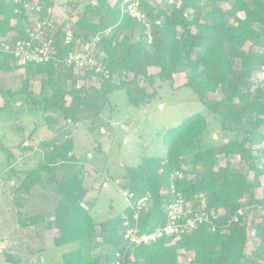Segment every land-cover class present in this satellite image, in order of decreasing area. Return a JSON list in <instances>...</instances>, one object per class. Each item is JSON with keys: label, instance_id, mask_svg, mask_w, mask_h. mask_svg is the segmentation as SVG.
<instances>
[{"label": "trees", "instance_id": "1", "mask_svg": "<svg viewBox=\"0 0 264 264\" xmlns=\"http://www.w3.org/2000/svg\"><path fill=\"white\" fill-rule=\"evenodd\" d=\"M35 1L52 5L47 0H0V39L24 37L29 21L23 5ZM93 1L83 5L71 31L82 43L99 37L93 57L101 70L84 74L98 78L99 87L76 85L74 70L65 62L70 48L63 46L60 32L54 60L45 65L20 66L10 56L0 55V72L17 68L25 72L21 87L5 95L22 97L54 133L37 143L40 160L21 175L13 166V152L0 145L7 156L8 178L16 177L10 193L18 229L31 234L53 231L55 247L77 242L76 249L62 254L61 264H182L180 258L188 253L189 264H264V221L255 224L252 234L247 224L250 209L262 204L255 189L264 177V80L255 76L264 71V0H139L144 21L132 18L122 0ZM67 5L72 10L77 6ZM88 14L96 20H89ZM149 68L158 72L151 74ZM176 73L183 74L180 87L198 97L203 111L163 134L164 156L140 157L123 186L132 194L127 206L95 223L84 204L87 171L72 153L70 127L77 125L81 113L84 118L97 117L117 89H127L130 104L149 103L161 83L173 86ZM37 77L42 87L39 97L30 89ZM218 91L225 94L222 100L204 101L207 94ZM137 93L139 97L134 96ZM209 126L215 129L209 131ZM216 127L219 140L211 137ZM16 150L34 153L35 149L20 143ZM219 157L226 161L223 166L218 165ZM232 157L245 169H233L227 161ZM199 194L206 197L209 217L193 232L139 246L124 240L125 222L140 234L151 233L167 220L163 200L179 196L188 202ZM147 195L151 206L133 220L135 201ZM243 207L245 214L234 220ZM5 255L13 262L11 252Z\"/></svg>", "mask_w": 264, "mask_h": 264}, {"label": "rangeland", "instance_id": "2", "mask_svg": "<svg viewBox=\"0 0 264 264\" xmlns=\"http://www.w3.org/2000/svg\"><path fill=\"white\" fill-rule=\"evenodd\" d=\"M53 1L60 3L61 11L58 12L60 18L54 15L55 18L67 23L71 20L73 22L71 26L79 17L84 4L89 2L95 4L93 0ZM154 1L158 3L160 0ZM67 2H73L77 6L72 10ZM114 2L115 0H109L110 4ZM225 6L226 4L223 5ZM87 17L89 20H96L92 14H88ZM14 70L0 74V88L21 87L25 72L20 69ZM148 72L153 74L158 72V69L150 68ZM74 74L77 86L85 84L99 87V79L84 77L82 71H74ZM130 78L131 76H127L128 81ZM114 81L118 83L117 79ZM184 81L182 73L174 74L173 86L169 83H161L155 99L139 106L128 102L126 88L117 89L108 95L107 102L97 117L84 118L81 113L77 125L70 127L73 140L72 153L79 161V165L87 171L84 187L88 190V194L84 198V203L89 207L95 223L101 222L110 214L121 212L127 206L128 191L124 190L123 186L128 179V171L137 165L140 157L164 156L163 134L192 114L203 111V105L198 97L191 90L180 87ZM70 84L69 81L67 86L69 87ZM146 88L148 93L151 92L149 87ZM30 89L36 97H39L40 77L30 82ZM45 90L48 88L45 87ZM3 94V104H1L3 109L0 111V145L13 152L15 155L13 166L18 175H21L22 172L31 170L40 160V152L36 150L37 143L50 139L54 133L44 126L39 112L23 103L22 97L19 95L8 97L6 93ZM134 96L139 97L140 94ZM224 96V92L218 91L215 94H207L204 101L217 102ZM213 129L215 128L209 126V131ZM211 137L215 140L220 139L217 127L211 133ZM20 143L31 145L33 150L35 149L34 153L17 151L16 147ZM12 159L11 162L14 161ZM227 161L236 170H244L246 167L237 157ZM225 162L223 157H219V166H223ZM6 166L7 156L0 151V264H13L14 261L19 264L18 260L20 264H61L62 254L76 249L78 243L55 247L52 243V234H55L53 231L31 234L28 230L31 235L27 236L28 231L18 229V212L12 201L13 194L10 193V187L16 181V177L8 178L10 172L6 170ZM248 178L252 179L251 173ZM255 198L262 204L255 208L251 207L247 214V224L251 234L254 232L255 224L264 221V177L261 186L255 189ZM34 210L37 211L36 208ZM47 217L51 218V216ZM253 243V241L249 242V248ZM7 252L13 255V262L6 259ZM183 257L180 262L189 264L190 255Z\"/></svg>", "mask_w": 264, "mask_h": 264}, {"label": "built area", "instance_id": "3", "mask_svg": "<svg viewBox=\"0 0 264 264\" xmlns=\"http://www.w3.org/2000/svg\"><path fill=\"white\" fill-rule=\"evenodd\" d=\"M18 1V0H13ZM150 1V0H146ZM169 3L178 0H166ZM93 4V3H92ZM25 13L28 16L29 26L25 30L23 38H12L11 36L0 39V55H7L13 59V62L20 66L24 65H45L54 60L56 55V38L60 34V40L63 46L70 48L65 57L68 67L74 71H82L83 74L95 68L101 70L100 64L94 59V46L99 40L96 36L89 43H82L74 40L70 24H64V20H58L53 15V10L47 7L41 1L25 3L23 5ZM122 8L136 20L144 21L145 17L139 5V0H122ZM45 11L44 17L40 13ZM64 25V27H63ZM98 79V78H96ZM258 81L264 80V71L256 73ZM100 81V80H98ZM67 123H70L69 121ZM179 177L181 175H178ZM131 199L132 194H128ZM152 198L143 196L138 198L133 205V220H137L139 212L146 210L151 206ZM207 205L206 197L203 194L194 196L188 202L181 197H173L170 200L162 201V210L166 213L167 220L163 226H157L151 233L140 234L136 226L127 227L124 240L133 246L148 244L161 238L178 239L184 234L193 232L201 224L208 221V213L205 208ZM247 208H240L235 216H243Z\"/></svg>", "mask_w": 264, "mask_h": 264}, {"label": "crops", "instance_id": "4", "mask_svg": "<svg viewBox=\"0 0 264 264\" xmlns=\"http://www.w3.org/2000/svg\"><path fill=\"white\" fill-rule=\"evenodd\" d=\"M47 1H49V2H51V6H50V8L53 10V15H55L56 17H59L60 18V16H59V14H58V12H61L60 11V3L58 2V1H53V0H47ZM42 2V1H41ZM43 3V2H42ZM68 14V13H67ZM71 16V15H70ZM86 17H87V15H86ZM62 20V19H61ZM76 20V19H75ZM69 22V21H68ZM71 23H73L71 20H70V22L69 23H67V22H65L64 24H71ZM18 70L20 69V70H23L22 68H17ZM150 69V68H149ZM12 70H14V69H12ZM15 71V70H14ZM7 72H9V71H7ZM11 72V71H10ZM0 74H3V72H0ZM183 84H184V82H183ZM183 84H181V86L183 85ZM6 85H8V84H6ZM5 86V85H4ZM16 87V86H15ZM14 87H11V88H9V86H5V88H0V108H2V106L3 105H1V104H3V101H2V98H3V93L5 92V91H12V92H14V91H16L18 88H14ZM41 89H42V87H41ZM45 91V93L47 92V90H44ZM40 92H41V90H40ZM40 94V93H39ZM35 96V95H34ZM36 97V96H35ZM88 194V193H87ZM87 196V195H86ZM85 204V203H84ZM55 234H52V237L54 236ZM187 255H190V259L192 258V254H190V253H188V254H185L184 255V257L185 256H187ZM183 257V258H184ZM182 258V257H181ZM180 258V259H181ZM190 259H188L189 261H190Z\"/></svg>", "mask_w": 264, "mask_h": 264}]
</instances>
